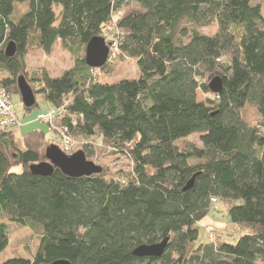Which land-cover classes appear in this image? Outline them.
Segmentation results:
<instances>
[{
  "label": "trees",
  "instance_id": "trees-1",
  "mask_svg": "<svg viewBox=\"0 0 264 264\" xmlns=\"http://www.w3.org/2000/svg\"><path fill=\"white\" fill-rule=\"evenodd\" d=\"M21 2L27 7L14 18ZM203 26L215 32L205 34ZM31 36L47 54L59 40L73 55L71 41L85 47L103 36L109 46L115 38L118 51L103 66L131 58L138 76L99 82L84 54L60 76L28 75ZM8 41L15 42L13 56L5 55ZM2 72L10 96L19 93V75L37 83L35 99L40 94L64 108L60 123L72 137L98 136L129 159L131 170L112 175L100 165L89 176L57 168L33 174L29 165L44 160L51 144L43 141L47 126L27 133L20 146L13 129L1 131L0 251L8 223L40 233L32 257L1 264H264V0H0ZM215 76L223 83L219 93L208 88ZM248 103L260 116L257 125L242 117ZM194 133L201 148L175 144ZM81 150L93 161L92 143ZM219 200L247 232L235 243L200 242L197 224ZM166 237L161 256L133 255Z\"/></svg>",
  "mask_w": 264,
  "mask_h": 264
},
{
  "label": "rangeland",
  "instance_id": "rangeland-1",
  "mask_svg": "<svg viewBox=\"0 0 264 264\" xmlns=\"http://www.w3.org/2000/svg\"><path fill=\"white\" fill-rule=\"evenodd\" d=\"M252 1L255 3H261L263 0ZM15 5L16 8L13 13L14 18L27 7L25 2L16 3ZM134 5L135 4L130 3L129 6H124L121 9V13H124ZM117 17L118 16L116 14L115 19ZM200 31L205 34H213L215 32V26H203L200 27ZM69 45L71 46V49L75 50L74 55L68 48L62 46L59 40L55 42L51 52L47 54L37 45L35 38L31 36L24 57L27 74L31 75L35 72L43 70L51 77L62 75L67 69L74 66L75 55H83L85 53V47L78 45L77 42L71 41ZM95 74L97 75V80L99 82L111 83L122 78H135L138 76V70L133 59L123 58L121 60H117L111 66H103L101 69L96 70ZM3 75H5L4 72L0 73V76ZM29 84L32 89L38 86L37 83L33 86L30 82ZM197 100H205L204 94L200 90L197 91ZM36 102V106H32L29 110H27L22 103L20 94H11V103L20 123L18 126L12 128L16 133L19 146L22 145V135L31 128L43 127V129H45V124L38 121L36 119V115L39 112L48 111V109L52 108V105L49 102L44 101L40 94H36ZM241 114L244 120L251 125H257L260 120V116L253 104H246L242 108ZM52 139V136L48 132L45 133L43 141H51V143H53ZM73 139L75 150L82 149L84 143H92L94 154L91 158L94 163L106 167L110 174L116 175L122 172L125 174L131 170V163L129 159L122 154H112L111 148L107 145L101 144V139L98 136L86 139L73 137ZM30 141L34 143L37 140L32 138ZM175 144L179 146V148L202 147L199 134L197 133L177 140ZM14 170L20 171V167H15ZM197 225L200 231L198 239L200 242L209 241V231L214 233L215 239L220 237V239L227 243H235L239 236L247 232L229 220L227 215V205L220 200L212 205L208 215L199 221ZM8 232V244L2 251H0V264L7 258L14 256H23L25 258L32 257L38 245L40 234L39 230H33L27 226L22 227L14 223H8Z\"/></svg>",
  "mask_w": 264,
  "mask_h": 264
},
{
  "label": "water",
  "instance_id": "water-1",
  "mask_svg": "<svg viewBox=\"0 0 264 264\" xmlns=\"http://www.w3.org/2000/svg\"><path fill=\"white\" fill-rule=\"evenodd\" d=\"M15 51V42L8 41L4 49L5 55L13 56ZM108 53L109 46L106 44L105 38L103 36H93L85 45L84 61L87 66L99 69L108 61ZM17 87L23 105L26 108L34 106L36 102L35 94L23 75L17 77ZM222 87V79L219 76L213 77L208 83V88L212 93L221 92ZM54 168L59 169L62 173L70 177L89 176L99 173L102 170L100 165L88 160L81 149L71 154H65L58 145L51 143L45 148L44 160L30 164L29 171L33 174L48 176L53 173ZM194 177L195 175L187 181L183 187V191L192 187ZM167 242L168 237L157 243L141 244L132 253L137 257H159L163 254ZM47 264L71 263L66 259H58Z\"/></svg>",
  "mask_w": 264,
  "mask_h": 264
},
{
  "label": "built area",
  "instance_id": "built-area-1",
  "mask_svg": "<svg viewBox=\"0 0 264 264\" xmlns=\"http://www.w3.org/2000/svg\"><path fill=\"white\" fill-rule=\"evenodd\" d=\"M114 32H110V37L114 36ZM118 51V44L114 38L109 45L108 60ZM64 113L63 107L51 108L46 112H40L36 115V119L47 126V132L52 136L53 143L58 145L65 154H71L75 151L74 139L68 132V128L60 123ZM19 120L11 103V96L7 89L0 83V132L7 131L18 126ZM209 241L215 239L213 232H208Z\"/></svg>",
  "mask_w": 264,
  "mask_h": 264
},
{
  "label": "crops",
  "instance_id": "crops-1",
  "mask_svg": "<svg viewBox=\"0 0 264 264\" xmlns=\"http://www.w3.org/2000/svg\"><path fill=\"white\" fill-rule=\"evenodd\" d=\"M53 108V107H52ZM51 109V108H50ZM50 109H48V110H50ZM40 113V112H39ZM44 125V124H43ZM44 128H46L45 127V125H44ZM41 130H43V127H39V128H37V127H33V128H31L30 130H28L27 132H25L23 135H22V137L21 138H23V136H25L27 133H29V132H32V131H41ZM15 136H16V133H15ZM17 138V137H16ZM36 139V138H35ZM37 140V139H36Z\"/></svg>",
  "mask_w": 264,
  "mask_h": 264
}]
</instances>
